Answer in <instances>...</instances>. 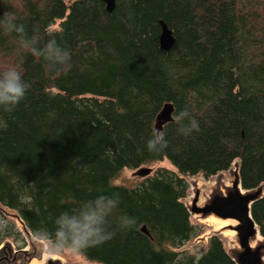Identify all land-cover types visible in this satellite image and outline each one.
I'll list each match as a JSON object with an SVG mask.
<instances>
[{"label": "trees", "instance_id": "1", "mask_svg": "<svg viewBox=\"0 0 264 264\" xmlns=\"http://www.w3.org/2000/svg\"><path fill=\"white\" fill-rule=\"evenodd\" d=\"M42 46L47 29L70 51V66L47 74L20 36L0 29V72L16 67L30 88L11 113L0 112V206L37 239L88 200L118 201L116 234L81 254L98 264H236L212 236L200 257L181 249L201 230L185 204L187 177L210 179L237 162L242 187L264 192V0H0L5 14ZM176 42L161 49L160 22ZM199 122L190 136L164 126L167 148L149 152L164 105ZM168 158L136 188L113 186L125 169ZM264 238V194L251 208ZM0 208V247L25 245ZM120 216L134 218L120 230ZM146 227L149 235L142 232Z\"/></svg>", "mask_w": 264, "mask_h": 264}, {"label": "clouds", "instance_id": "2", "mask_svg": "<svg viewBox=\"0 0 264 264\" xmlns=\"http://www.w3.org/2000/svg\"><path fill=\"white\" fill-rule=\"evenodd\" d=\"M0 29L6 35L17 33L21 47L35 57L37 62H43L46 75L60 73L70 66V51L57 41V33L51 28L46 30L49 39L42 46L39 38L35 35L28 37L24 26L16 24L10 14L6 13L3 19H0ZM29 88L30 85L16 67H8L0 72V112L11 114L25 99ZM172 118L179 125L178 132L181 135L190 136L199 131V122L187 108L178 114L173 113ZM146 147L152 153L162 152L167 148L165 134L154 131ZM117 206V200L102 195L84 202L72 211L61 213L55 220V229L51 234L46 230L38 233L42 238L49 240V260L65 253L79 254L112 240L116 232L109 224V217ZM135 223L134 218L120 216L117 227L125 230L133 227ZM44 264H47V261Z\"/></svg>", "mask_w": 264, "mask_h": 264}, {"label": "water", "instance_id": "3", "mask_svg": "<svg viewBox=\"0 0 264 264\" xmlns=\"http://www.w3.org/2000/svg\"><path fill=\"white\" fill-rule=\"evenodd\" d=\"M101 2L105 4L108 13L114 12L116 0H101ZM160 25L162 28L160 46L162 50L168 52L173 48L176 38L165 22L161 21ZM174 111L173 104L164 105L156 119V132H162L164 126L174 121L172 118ZM235 167L236 169L231 171L233 175L231 185L223 187L220 184L209 193L202 204H199L201 190L197 189V184L194 182L195 195L188 211L203 220L215 217L229 222L217 233L222 234L225 230L234 232L236 247L232 249L230 256L236 264H264V238L251 212L252 205L263 197V187L255 190L244 189L241 184L239 164H235ZM140 174L147 176L150 170L142 169ZM142 232L149 235L145 226ZM47 264H64V262L60 259H47Z\"/></svg>", "mask_w": 264, "mask_h": 264}, {"label": "rangeland", "instance_id": "4", "mask_svg": "<svg viewBox=\"0 0 264 264\" xmlns=\"http://www.w3.org/2000/svg\"><path fill=\"white\" fill-rule=\"evenodd\" d=\"M239 164V163H235ZM235 164L232 168L226 172H222L216 176L211 177L210 179H205L202 175H197L193 177H187V180L190 185L188 197L186 198L185 204L189 207L192 204V198L195 195V186L193 185L196 181V184L199 183V187L202 191L206 192L208 195L214 188L220 186V184L225 187L230 184V181L233 180L232 170H235ZM149 169L150 174L143 176L140 174L142 169ZM159 169H168L172 171H177L173 163L168 159L164 158L160 161H155L150 165H145L139 169H125L118 176H116L111 184L113 186L125 187V188H136L141 183H143L148 177H154L156 172ZM0 208L5 212V218L12 222L17 229L22 233L25 239V245L19 249V245L13 239H8L7 243L5 242L0 247V261H4L3 264H32L34 261H47L49 259V253L47 252L49 242L35 238L29 230H27L24 224L20 221L18 215L15 212H12L2 206ZM192 222L200 228V235L186 244L181 250L186 251L190 254L200 257L205 253L209 246V241L212 236H218L229 254L232 251L231 241L229 235L218 234V231H215L217 228L221 227L217 221H204L197 215H191ZM55 259H60L64 264H98L87 260L81 254H70L65 253ZM44 264V263H43Z\"/></svg>", "mask_w": 264, "mask_h": 264}, {"label": "bare ground", "instance_id": "5", "mask_svg": "<svg viewBox=\"0 0 264 264\" xmlns=\"http://www.w3.org/2000/svg\"><path fill=\"white\" fill-rule=\"evenodd\" d=\"M196 182V181H195ZM194 186H195V184H193ZM229 185H231V181H230V184ZM229 185H227V186H229ZM197 189H199V190H201V195H200V201H199V204H202L204 201H205V199L207 198V196L209 195H207L206 194V192H204V191H202V189L199 187V183H197ZM208 220H212V221H217V222H219V224L221 225V227H219V228H217L215 231H220L224 226H226V225H228V221H221V220H219V219H216L215 217H208V218H206V219H204V221H208ZM229 235V239H230V241H231V247L232 248H235L236 246V244H234V232H232L231 230H225L223 233H222V235ZM225 235V236H226ZM259 238L261 239V237L259 236ZM254 244V243H253ZM254 246V245H253ZM45 256H44V260H42V261H34L32 264H43L44 262H45Z\"/></svg>", "mask_w": 264, "mask_h": 264}, {"label": "flooded vegetation", "instance_id": "6", "mask_svg": "<svg viewBox=\"0 0 264 264\" xmlns=\"http://www.w3.org/2000/svg\"><path fill=\"white\" fill-rule=\"evenodd\" d=\"M4 263V261H0V264H3Z\"/></svg>", "mask_w": 264, "mask_h": 264}]
</instances>
